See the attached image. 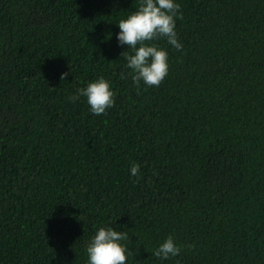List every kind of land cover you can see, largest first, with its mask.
<instances>
[{
  "label": "trees",
  "instance_id": "1",
  "mask_svg": "<svg viewBox=\"0 0 264 264\" xmlns=\"http://www.w3.org/2000/svg\"><path fill=\"white\" fill-rule=\"evenodd\" d=\"M178 2L183 47L154 41L147 86L116 39L140 0H0V264H85L106 224L126 264H264V0ZM100 76L94 115L71 97Z\"/></svg>",
  "mask_w": 264,
  "mask_h": 264
},
{
  "label": "clouds",
  "instance_id": "2",
  "mask_svg": "<svg viewBox=\"0 0 264 264\" xmlns=\"http://www.w3.org/2000/svg\"><path fill=\"white\" fill-rule=\"evenodd\" d=\"M181 8L178 0H140L139 7L116 23L119 31L116 39L119 45L131 49L125 50L126 67L131 70L132 80L139 85L142 81L147 86L159 85L169 72V52L154 41L166 38L167 43L176 49L183 47L176 30L177 16ZM68 75L61 73V79ZM115 91L111 81L103 76L89 81L78 88L71 99L86 97L89 111L100 115L114 105ZM139 164H132L130 175L136 176ZM128 233L112 225H103L95 230L86 245L85 264H126L132 256L127 246ZM181 246L173 235H168L155 249L153 255L161 260L176 257Z\"/></svg>",
  "mask_w": 264,
  "mask_h": 264
}]
</instances>
